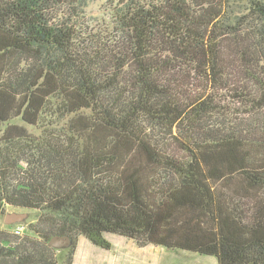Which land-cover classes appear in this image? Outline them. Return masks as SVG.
Here are the masks:
<instances>
[{
  "label": "trees",
  "instance_id": "trees-1",
  "mask_svg": "<svg viewBox=\"0 0 264 264\" xmlns=\"http://www.w3.org/2000/svg\"><path fill=\"white\" fill-rule=\"evenodd\" d=\"M83 3L0 0V215L35 216L0 264L105 233L264 264V0H118L97 33Z\"/></svg>",
  "mask_w": 264,
  "mask_h": 264
},
{
  "label": "rangeland",
  "instance_id": "rangeland-1",
  "mask_svg": "<svg viewBox=\"0 0 264 264\" xmlns=\"http://www.w3.org/2000/svg\"><path fill=\"white\" fill-rule=\"evenodd\" d=\"M117 1L106 3L105 0H85L82 5H77L79 7L77 11L80 13L77 19L78 25L94 33L107 32L114 25L113 4ZM71 6L72 1H68L63 6V11L69 12ZM262 116L263 114H260L256 119L258 120ZM251 117L253 116L249 118L251 119ZM27 129L35 136L40 134V131L34 128ZM9 212L27 213L24 219H27L28 222L35 219L34 212L7 206L4 214L0 215V229H9L3 222L5 213ZM105 238L110 242L109 249L93 245L84 237L79 236L72 264H217L214 257L151 244L138 246L131 239L117 234L105 233ZM66 248L57 249L60 264Z\"/></svg>",
  "mask_w": 264,
  "mask_h": 264
},
{
  "label": "water",
  "instance_id": "water-1",
  "mask_svg": "<svg viewBox=\"0 0 264 264\" xmlns=\"http://www.w3.org/2000/svg\"><path fill=\"white\" fill-rule=\"evenodd\" d=\"M27 213L24 212H9L6 213L3 219L4 224L11 225L24 221ZM71 243V239L68 236H53L49 240V245L55 249H61L68 247Z\"/></svg>",
  "mask_w": 264,
  "mask_h": 264
},
{
  "label": "built area",
  "instance_id": "built-area-1",
  "mask_svg": "<svg viewBox=\"0 0 264 264\" xmlns=\"http://www.w3.org/2000/svg\"><path fill=\"white\" fill-rule=\"evenodd\" d=\"M13 229V232L17 235H21L22 233L25 232L26 230V226L24 223L22 222H19V223H16L15 226L12 228Z\"/></svg>",
  "mask_w": 264,
  "mask_h": 264
},
{
  "label": "crops",
  "instance_id": "crops-1",
  "mask_svg": "<svg viewBox=\"0 0 264 264\" xmlns=\"http://www.w3.org/2000/svg\"><path fill=\"white\" fill-rule=\"evenodd\" d=\"M187 252V251H186ZM208 256V255H207ZM211 257V256H210ZM217 263V262H216Z\"/></svg>",
  "mask_w": 264,
  "mask_h": 264
},
{
  "label": "clouds",
  "instance_id": "clouds-1",
  "mask_svg": "<svg viewBox=\"0 0 264 264\" xmlns=\"http://www.w3.org/2000/svg\"><path fill=\"white\" fill-rule=\"evenodd\" d=\"M19 223V222H18ZM16 224V223H15Z\"/></svg>",
  "mask_w": 264,
  "mask_h": 264
}]
</instances>
